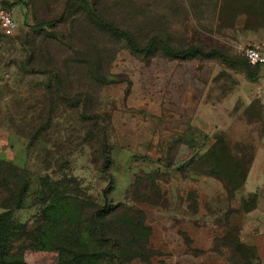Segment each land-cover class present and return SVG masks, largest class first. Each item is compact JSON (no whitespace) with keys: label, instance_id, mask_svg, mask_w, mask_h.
<instances>
[{"label":"rangeland","instance_id":"obj_1","mask_svg":"<svg viewBox=\"0 0 264 264\" xmlns=\"http://www.w3.org/2000/svg\"><path fill=\"white\" fill-rule=\"evenodd\" d=\"M67 1L50 0L20 23L14 16L15 36H0V216L5 226L9 213L13 224L44 235L39 249L29 244L28 235L15 236L8 264H62L63 255L52 248L73 240L72 228L81 215L88 227L102 223L95 214L109 203L108 118L118 98L120 107L122 99L133 100L137 116L162 113L170 78L178 74L182 125L193 135L187 143L199 149L194 169L206 173L213 164L232 187L246 176L264 133V72L247 69L241 56V49L263 33L264 0H81L104 22L128 32L139 47L154 38L144 55L98 27L82 3L73 1L66 8ZM160 43L175 51L198 46L215 55L178 60ZM191 93L196 101L189 118ZM128 164L117 161L115 176ZM160 178L173 179L166 173ZM146 191L151 193L147 199L136 197ZM162 192L160 183L142 174L126 200L136 197L150 208ZM242 206L248 210L252 203ZM125 207L104 219L109 228L105 238L93 233L77 251L118 253L111 242L130 239L141 221L139 210ZM239 209L233 207L231 222L226 217L230 231L225 238L232 243L227 241L225 260L256 264L251 247L235 245L241 244L238 229L246 219ZM103 239L110 243L101 245ZM112 256L99 264H117Z\"/></svg>","mask_w":264,"mask_h":264},{"label":"crops","instance_id":"obj_2","mask_svg":"<svg viewBox=\"0 0 264 264\" xmlns=\"http://www.w3.org/2000/svg\"><path fill=\"white\" fill-rule=\"evenodd\" d=\"M46 3L51 2L34 0L31 5H15L14 16L20 23L26 14H37ZM257 37L258 42L253 44L264 43V29ZM261 70L259 68V73ZM170 79L173 80L166 94L169 100L162 113L157 111L149 118H145V112L137 116L132 113L133 100L122 99L120 107L118 98L117 106L108 118L109 174L112 179L107 190L108 202L139 210L144 225L150 230L142 255L125 264H227L225 257L229 256L226 253L229 246L225 237L230 226L225 222L226 217L231 222L233 207L238 210L245 201H250L252 206L248 210L242 206L238 212L246 218L238 229L240 243L254 249V263L264 264V133L243 183L231 192L223 179L194 169V157L199 154V149L187 143L193 142V135L185 132L182 125L185 114L178 99L179 76ZM194 101L191 93L189 118L194 113ZM185 136L190 140L185 141ZM120 159L130 161L131 165L115 176L116 163ZM162 173L173 179L163 181ZM142 174L156 184L160 183L163 191L159 203L152 201L150 208L136 198L144 196L147 199L151 195L147 191L134 198L128 197L132 205L126 200L136 178ZM157 174L159 177L154 176ZM127 182L128 187L125 186ZM161 185H170V189L166 191L167 188ZM114 198H121V201L117 203Z\"/></svg>","mask_w":264,"mask_h":264},{"label":"trees","instance_id":"obj_3","mask_svg":"<svg viewBox=\"0 0 264 264\" xmlns=\"http://www.w3.org/2000/svg\"><path fill=\"white\" fill-rule=\"evenodd\" d=\"M73 1H76L78 3H82L88 12V15L91 17V19L94 21V23L98 27H100L104 30H107V31L111 32L112 34H115L116 36H118L120 39H122L127 44L128 49L131 50L132 52H134L136 54L144 55V54H146L152 50L154 38H152L148 42H146V44L143 47H139V45L135 42V40L130 36V34L128 32L104 22L102 19H100L99 17H97L95 15V13L89 8L88 5H86L81 0H69V1H67L66 2V8H68L70 3H72ZM160 45L166 51L168 56H170L174 59H178V60H191V59H194L198 56H200L202 58L211 59L215 55V52L213 50L207 51L202 47L193 46V45H190V46L183 48L179 51L173 50L170 46H168L167 44H164V43H160ZM245 64H246L247 69L249 67H252V66L248 65L246 62H245ZM255 68H258V67H255ZM109 150H110V148H109ZM105 160H106V166L105 167L110 168L111 158H110L109 154L106 155ZM107 163H108V165H107ZM211 165H212L211 170L207 171L206 173H209L211 175H214L218 178L223 179L226 182V184L230 187L231 192H234L239 187V186L232 187L230 180H228V178H225V177L222 178V177L218 176L215 172V165H213V164H211ZM105 172H106V170L102 169V173H105ZM244 179H245V177H244ZM244 179H243V181H244ZM243 181L241 183H243ZM4 185L7 187V183ZM2 187H3V184L0 183V189ZM104 204L107 206V208H106V206H104L103 208L99 209L95 214V220H102V223L94 226L93 228L88 227V223H86V221L83 220V217L81 215L80 220L78 221V224L76 225V227L72 228V230L74 231L73 232V237H74L73 240L65 241L66 246H64L62 249L52 248V249H55L59 254L61 253V255H63V260H61L60 263H62V264H99L102 260H104L106 255L113 254L112 257L117 262V264H125L129 260L142 255V252L144 251V245L146 243V240L148 238L150 230H149V228H147L144 225L143 218H142L141 214H140L141 215V221L134 228L135 235H132L130 237V239H128L126 241H124V240L123 241H118V240L114 241L113 240L111 242L112 248L117 249L118 253H112V252L106 251L105 248L103 249L101 255L97 254L96 256L88 255L87 253H82V252L77 251L80 247H82L83 244H85V240L88 237H90V235H92L93 233L98 234L99 236H103L105 238L104 235H105L106 231L109 230V228H108L107 222L104 219L109 214H111L114 210H116L117 208L123 207V205L115 206V205H112L109 203H104ZM104 208H106V209H104ZM125 208L129 211L132 210L131 208H127V207H125ZM61 211L62 210H60L59 212H61ZM132 211H136V210H132ZM4 216H8L10 223H8L7 226H5L4 223L2 222V217L0 216V264H8V262H9L8 258L10 256L11 250H12V240L14 239L15 236L18 237V235H20V236L21 235H25V236L28 235L29 244H32L35 248H38V249H39V247L41 248L42 244L44 243V237H43L44 235H43L42 231H39V232L37 230H33V231L27 230L26 231L25 227L13 224V222L10 219L9 213L7 215H4ZM10 225H12V226H10ZM70 231H69V233L71 234L72 232H70ZM132 232H133V230H132ZM69 233H67V234H69ZM138 233H142V236L141 235L136 236ZM137 238H141V240H137ZM228 241H230V240H228ZM108 243H110V240L105 241V239H103V242H101V245H104V244L106 245ZM230 243H232V241H230ZM235 245H236V247H238V246L244 247V245H242V244H239V245L235 244Z\"/></svg>","mask_w":264,"mask_h":264},{"label":"built area","instance_id":"obj_4","mask_svg":"<svg viewBox=\"0 0 264 264\" xmlns=\"http://www.w3.org/2000/svg\"><path fill=\"white\" fill-rule=\"evenodd\" d=\"M32 1L0 0V36L2 38H13L18 30L13 7L15 5H29ZM241 56L248 65L261 68L264 71V43L244 46L241 49ZM262 102L264 103V96Z\"/></svg>","mask_w":264,"mask_h":264}]
</instances>
